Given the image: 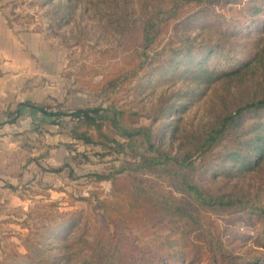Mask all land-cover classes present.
I'll use <instances>...</instances> for the list:
<instances>
[{"label": "rangeland", "instance_id": "374dc122", "mask_svg": "<svg viewBox=\"0 0 264 264\" xmlns=\"http://www.w3.org/2000/svg\"><path fill=\"white\" fill-rule=\"evenodd\" d=\"M159 2L0 0V264H264L262 215L198 205L176 163L137 170L155 156L140 137L120 152L87 144L72 133L77 118L23 106L100 108L114 132V109L135 113L157 151L190 154L189 182L264 209V113L201 145L264 99V0L184 4L149 43L142 27ZM120 168L184 216L142 220L96 177Z\"/></svg>", "mask_w": 264, "mask_h": 264}, {"label": "trees", "instance_id": "16d2710c", "mask_svg": "<svg viewBox=\"0 0 264 264\" xmlns=\"http://www.w3.org/2000/svg\"><path fill=\"white\" fill-rule=\"evenodd\" d=\"M208 1L212 4H216V2H218V0ZM191 2H198L200 4L202 0H161V2L155 5L154 10L150 12L147 20L143 23L142 31L146 40L149 43L153 42L159 33L154 31V29L158 27L160 30L163 29V27H165L172 19L179 16V14H183V12L179 9L182 5H186ZM203 11L213 13L212 15H214V20L221 22L217 13H215L212 9H203L201 12ZM4 15L8 25L13 29V23L8 19L6 14ZM23 106L37 110L43 115L49 117L70 116L77 118L78 123L73 128L72 133L76 138L87 144L99 143L103 146L114 145V150L120 152L126 147L136 144L135 138L140 137L142 141L148 145L149 150L155 153V156L149 159L143 158L144 163L142 165H137V170H140V168L148 164L158 166L160 164H169L172 162L176 163L180 167L179 172L181 173L182 181L187 189V192L191 195L193 201L198 205L217 207L220 209L235 207L237 210L245 207L250 208L258 215H262L264 217L263 208H258L256 205H251V203L246 202L249 201L247 195H216L189 182L187 180V167L185 165V161L189 158L190 154L186 155L180 161L157 151L152 141L153 136L151 129L145 126L135 127L134 124L137 122L135 113L114 109L113 115L115 120L113 123L116 130L114 132L105 128L97 118V115L101 112L100 108H86L77 110L70 114H60L48 112L46 109L30 103H26ZM247 113H264V99L250 103L234 113L225 116L220 127L205 137L201 143L202 147L213 145L221 135H223L228 129L232 128L237 121ZM117 136L127 142L119 141ZM125 170V168H120L116 170L115 173H109L107 175L97 174L96 177L99 181H110L112 183V193L114 196L122 195L129 198L134 212L142 215V220H145V222L149 221L151 217L156 215L169 217L174 216L177 213L180 214L181 217L184 216L185 213H182L180 207L175 209L174 206L170 205L168 200L165 199V201H160L157 196L152 195L153 190L149 186L146 179L135 174H128L123 177L126 172ZM104 264H113V261L108 260Z\"/></svg>", "mask_w": 264, "mask_h": 264}, {"label": "crops", "instance_id": "0c3cea01", "mask_svg": "<svg viewBox=\"0 0 264 264\" xmlns=\"http://www.w3.org/2000/svg\"><path fill=\"white\" fill-rule=\"evenodd\" d=\"M0 16H1V13H0ZM1 27H3V24L1 23V21H0V29L2 30L3 28H1ZM3 31H5V29H3ZM2 31V32H3ZM4 35V34H3ZM1 37H3L2 35H0V39H1Z\"/></svg>", "mask_w": 264, "mask_h": 264}]
</instances>
